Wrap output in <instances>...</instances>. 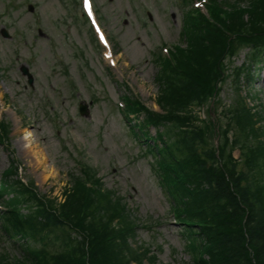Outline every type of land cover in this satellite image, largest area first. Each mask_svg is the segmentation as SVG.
Listing matches in <instances>:
<instances>
[{
    "label": "rangeland",
    "instance_id": "374dc122",
    "mask_svg": "<svg viewBox=\"0 0 264 264\" xmlns=\"http://www.w3.org/2000/svg\"><path fill=\"white\" fill-rule=\"evenodd\" d=\"M92 2L109 46L96 45L89 25L75 19L79 1L0 0V121L11 126L8 146L0 145V185L13 180L4 172L15 161L24 182L41 195L63 201L61 194L69 188L77 164H86L97 170L106 188L124 198L141 224H147L137 229L129 242L132 248H149L156 255L154 264H191L183 226L175 222L172 202L153 167L156 156L133 135L141 131L132 129L119 107L128 95L159 109L154 60L163 46L185 44L184 14L192 4ZM248 54L240 48L229 67L250 60ZM23 68L31 74L32 85ZM240 80L242 88L232 79L223 83L222 107L234 104L240 91L249 105L255 97L264 108V64L255 63L250 79ZM82 103L88 106V116L80 114ZM235 155L239 158L238 151ZM27 243L49 252L60 249V241L53 238L13 243L0 229V264H19Z\"/></svg>",
    "mask_w": 264,
    "mask_h": 264
},
{
    "label": "trees",
    "instance_id": "16d2710c",
    "mask_svg": "<svg viewBox=\"0 0 264 264\" xmlns=\"http://www.w3.org/2000/svg\"><path fill=\"white\" fill-rule=\"evenodd\" d=\"M210 15L212 22L196 10L187 16V45L175 47L157 77L161 112L133 99L126 106L129 114H145L141 128L159 130L163 184L178 218L182 220L184 213L189 224L199 227L190 245L195 264H264V113L249 105L240 91L234 104L218 112L223 83L235 78L234 85L242 88L239 77L248 79L252 72L247 73L245 64L229 68L227 60L242 47L251 49L252 64L264 55V0H248L245 5L214 2ZM204 107L206 119L196 111ZM8 133V125L0 123V141L7 140ZM217 135L218 149L211 145ZM236 148L241 161L233 156ZM4 176L13 180L0 185V199L9 196L1 202L6 210L0 219L11 237L42 240L54 227H69L81 237L66 240L71 252H32L36 264H145L144 259L153 263L149 249L129 244L137 223L127 204L88 166L71 175L61 204L14 179L15 161Z\"/></svg>",
    "mask_w": 264,
    "mask_h": 264
},
{
    "label": "water",
    "instance_id": "95a60500",
    "mask_svg": "<svg viewBox=\"0 0 264 264\" xmlns=\"http://www.w3.org/2000/svg\"><path fill=\"white\" fill-rule=\"evenodd\" d=\"M24 73L28 74L27 70H24ZM29 78H30L29 79L30 83H32V78L30 76H29ZM81 114L82 115H88L87 106L81 105Z\"/></svg>",
    "mask_w": 264,
    "mask_h": 264
},
{
    "label": "snow or ice",
    "instance_id": "6c2138e0",
    "mask_svg": "<svg viewBox=\"0 0 264 264\" xmlns=\"http://www.w3.org/2000/svg\"><path fill=\"white\" fill-rule=\"evenodd\" d=\"M85 6H87V0H85Z\"/></svg>",
    "mask_w": 264,
    "mask_h": 264
},
{
    "label": "bare ground",
    "instance_id": "6f19581e",
    "mask_svg": "<svg viewBox=\"0 0 264 264\" xmlns=\"http://www.w3.org/2000/svg\"><path fill=\"white\" fill-rule=\"evenodd\" d=\"M20 264V263H19Z\"/></svg>",
    "mask_w": 264,
    "mask_h": 264
}]
</instances>
